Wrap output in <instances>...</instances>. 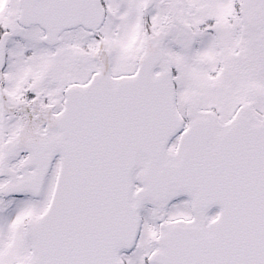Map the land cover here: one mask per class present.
<instances>
[{"label": "snow or ice", "instance_id": "1", "mask_svg": "<svg viewBox=\"0 0 264 264\" xmlns=\"http://www.w3.org/2000/svg\"><path fill=\"white\" fill-rule=\"evenodd\" d=\"M0 264H264V0H0Z\"/></svg>", "mask_w": 264, "mask_h": 264}]
</instances>
